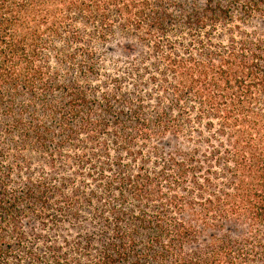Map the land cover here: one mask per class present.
<instances>
[{"label":"trees","instance_id":"trees-1","mask_svg":"<svg viewBox=\"0 0 264 264\" xmlns=\"http://www.w3.org/2000/svg\"><path fill=\"white\" fill-rule=\"evenodd\" d=\"M0 264H264V0H0Z\"/></svg>","mask_w":264,"mask_h":264}]
</instances>
